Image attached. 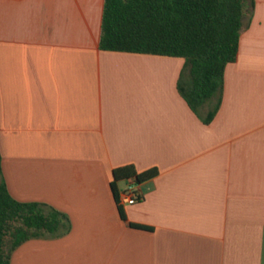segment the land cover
Masks as SVG:
<instances>
[{"label":"crops","instance_id":"0c3cea01","mask_svg":"<svg viewBox=\"0 0 264 264\" xmlns=\"http://www.w3.org/2000/svg\"><path fill=\"white\" fill-rule=\"evenodd\" d=\"M104 7L0 0L2 177L16 200L72 222L12 264H264V0L209 123L218 99L190 107L185 59L101 50ZM126 166L158 175L124 220L112 182Z\"/></svg>","mask_w":264,"mask_h":264},{"label":"trees","instance_id":"16d2710c","mask_svg":"<svg viewBox=\"0 0 264 264\" xmlns=\"http://www.w3.org/2000/svg\"><path fill=\"white\" fill-rule=\"evenodd\" d=\"M254 6L255 0H105L100 48L185 59L186 79L182 76L179 91L195 112L218 99L209 123L220 108L226 67L239 58L244 20ZM157 175V169L137 173L133 166L114 170L116 201L119 182L139 184ZM119 209L126 220L121 205ZM71 231L64 212L12 197L2 177L0 151V264H12L15 251L28 241L60 239Z\"/></svg>","mask_w":264,"mask_h":264},{"label":"built area","instance_id":"2783aa9c","mask_svg":"<svg viewBox=\"0 0 264 264\" xmlns=\"http://www.w3.org/2000/svg\"><path fill=\"white\" fill-rule=\"evenodd\" d=\"M137 188L138 183L130 181L128 188L120 196L119 204L121 206L137 204L140 201Z\"/></svg>","mask_w":264,"mask_h":264}]
</instances>
